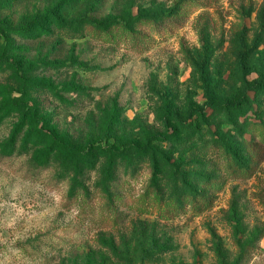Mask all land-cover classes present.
I'll return each mask as SVG.
<instances>
[{"label": "rangeland", "instance_id": "obj_1", "mask_svg": "<svg viewBox=\"0 0 264 264\" xmlns=\"http://www.w3.org/2000/svg\"><path fill=\"white\" fill-rule=\"evenodd\" d=\"M0 264H264V0H0Z\"/></svg>", "mask_w": 264, "mask_h": 264}]
</instances>
